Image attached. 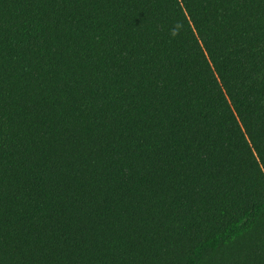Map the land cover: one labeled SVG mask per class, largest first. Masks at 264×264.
Listing matches in <instances>:
<instances>
[{
  "label": "trees",
  "instance_id": "obj_1",
  "mask_svg": "<svg viewBox=\"0 0 264 264\" xmlns=\"http://www.w3.org/2000/svg\"><path fill=\"white\" fill-rule=\"evenodd\" d=\"M0 264H264V0H0Z\"/></svg>",
  "mask_w": 264,
  "mask_h": 264
}]
</instances>
